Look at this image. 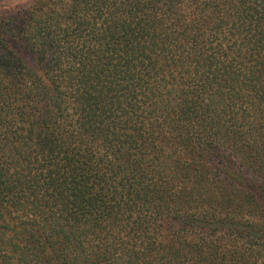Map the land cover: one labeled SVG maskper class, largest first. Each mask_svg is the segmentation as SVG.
I'll list each match as a JSON object with an SVG mask.
<instances>
[{
  "label": "trees",
  "instance_id": "16d2710c",
  "mask_svg": "<svg viewBox=\"0 0 264 264\" xmlns=\"http://www.w3.org/2000/svg\"><path fill=\"white\" fill-rule=\"evenodd\" d=\"M0 264H264V0L0 8Z\"/></svg>",
  "mask_w": 264,
  "mask_h": 264
},
{
  "label": "rangeland",
  "instance_id": "374dc122",
  "mask_svg": "<svg viewBox=\"0 0 264 264\" xmlns=\"http://www.w3.org/2000/svg\"><path fill=\"white\" fill-rule=\"evenodd\" d=\"M27 2L28 0H0V8H4V7L13 8L15 5L25 6Z\"/></svg>",
  "mask_w": 264,
  "mask_h": 264
}]
</instances>
